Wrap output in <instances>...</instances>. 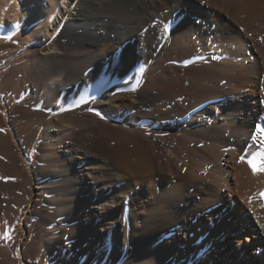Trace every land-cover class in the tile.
Instances as JSON below:
<instances>
[{"label":"bare ground","instance_id":"obj_1","mask_svg":"<svg viewBox=\"0 0 264 264\" xmlns=\"http://www.w3.org/2000/svg\"><path fill=\"white\" fill-rule=\"evenodd\" d=\"M262 153L264 0H0V264H264Z\"/></svg>","mask_w":264,"mask_h":264},{"label":"rangeland","instance_id":"obj_2","mask_svg":"<svg viewBox=\"0 0 264 264\" xmlns=\"http://www.w3.org/2000/svg\"><path fill=\"white\" fill-rule=\"evenodd\" d=\"M2 177V176H1ZM0 177V179H1ZM18 178L15 176V177H6L5 181L9 180L8 182L10 181H14V180H17ZM19 192L15 190V192H13V194L11 193H7V194H2L0 193V206H3V205H8L9 208H10V211H17L18 207H19V204L21 202V196L19 195ZM2 202V204H1ZM234 203L231 204V207H234ZM260 253V252H259Z\"/></svg>","mask_w":264,"mask_h":264},{"label":"snow or ice","instance_id":"obj_3","mask_svg":"<svg viewBox=\"0 0 264 264\" xmlns=\"http://www.w3.org/2000/svg\"><path fill=\"white\" fill-rule=\"evenodd\" d=\"M9 39H10V37H9ZM260 159L264 160V153L261 154ZM241 160H242V162L244 161V157L243 156L241 157ZM249 163H251V161H249ZM258 195L260 196V198L264 199V193H260ZM249 202H251V200Z\"/></svg>","mask_w":264,"mask_h":264}]
</instances>
